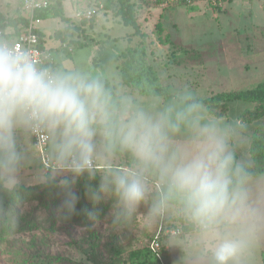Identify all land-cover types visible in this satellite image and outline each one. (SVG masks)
<instances>
[{
    "label": "rangeland",
    "instance_id": "374dc122",
    "mask_svg": "<svg viewBox=\"0 0 264 264\" xmlns=\"http://www.w3.org/2000/svg\"><path fill=\"white\" fill-rule=\"evenodd\" d=\"M157 2L143 0L135 4V17L140 29L137 35H133L132 27L123 25L109 11L102 12L92 27H84L83 33L80 31L74 36L70 35L71 30L65 29L68 24L59 18L48 17L42 20L40 28L44 46L51 51L55 60L54 71L100 79L113 101L127 97L135 105L149 111L159 110L172 103L180 91L186 90L196 99H205L222 92L250 89L264 81V0ZM18 8L19 0H0V12L6 18L13 16ZM63 10L69 18L72 11L69 0L63 1ZM71 22L79 24L75 19ZM58 33L70 39L75 38V41L80 37L81 46L73 45V50L67 53L57 37ZM128 37L131 41H128ZM139 42H143L148 63L156 69L170 96L164 99L142 96L121 84L117 68L119 63L116 60L128 46H135ZM252 107L251 103L234 101L229 103L226 116L216 118L235 128L230 146L235 148L239 161L246 164H251L248 148L251 135L259 122L242 124L239 115ZM17 135L25 139L22 148L25 166L30 163L37 169L41 158L39 160V153L29 141L30 132L19 130ZM176 139L180 142L183 136H177ZM97 141L102 147V134H97ZM46 151L54 158L51 138ZM107 163L121 169L131 167L122 157L114 154ZM97 164L102 170L106 167L103 158ZM22 170H19V174ZM43 172L46 177L47 172ZM22 179H19L20 183L25 186L36 185L39 184L38 179L41 181L42 174L34 181ZM80 180L76 185L80 196L77 212L69 219L62 220L57 215L62 195L56 206L45 200L42 203L32 201L22 208L20 214H30L36 227L31 231L0 234V264H36L33 261L35 256L45 260H69L76 264L107 262L110 260L106 253L109 241L116 240L122 255L127 256L130 251L150 248L161 226L183 225L187 219L179 204H173L162 213L152 211V195L161 188L159 182L149 176L144 201L130 216L113 223L110 210L114 200L106 197L94 206L86 196V185H80L83 181ZM243 187L257 215L249 217L240 226L221 225L216 232L220 235L224 232L239 235L248 242V248L239 264H263L264 175L245 179ZM90 212H95L99 217V224L94 228L90 227L91 221L88 220ZM85 226H88V230L80 231ZM167 255L163 256L162 264H169L166 261ZM212 260L214 264V258Z\"/></svg>",
    "mask_w": 264,
    "mask_h": 264
},
{
    "label": "clouds",
    "instance_id": "9594fccd",
    "mask_svg": "<svg viewBox=\"0 0 264 264\" xmlns=\"http://www.w3.org/2000/svg\"><path fill=\"white\" fill-rule=\"evenodd\" d=\"M19 130L44 131L52 140L55 167L45 182L61 189L56 211L62 220L77 212V181L85 175L95 179L101 158L106 162L103 175L98 187L86 186V196L94 206L113 199V223L144 201L149 176L161 188L153 212L179 204L186 218L205 231L240 226L257 215L243 187L244 167L230 146L235 128L209 117L186 90L156 111L127 97L117 104L100 79L52 72L37 66L28 53L0 44V190L9 193L20 182ZM116 151L127 153L133 165L121 169L108 164ZM88 220L90 227L99 224L95 212ZM247 248L244 238L224 232L213 250L214 264H239Z\"/></svg>",
    "mask_w": 264,
    "mask_h": 264
},
{
    "label": "trees",
    "instance_id": "16d2710c",
    "mask_svg": "<svg viewBox=\"0 0 264 264\" xmlns=\"http://www.w3.org/2000/svg\"><path fill=\"white\" fill-rule=\"evenodd\" d=\"M63 1L64 0H51L48 8L41 12L39 17L41 19H46L48 17L59 18L62 22L68 24L65 29L71 30V36L79 34L80 31L83 33L84 27H92L93 24H95L94 20L89 22L82 20L78 25H74L71 19L64 14ZM102 1L106 12L110 11L123 25L132 27L134 31L133 35L140 34L139 25L135 17V4L138 5V1L143 0ZM157 1V3H160L163 0ZM26 24L27 20L20 13L19 8L13 16L8 18L0 12V29L14 28L16 32H18ZM57 37L61 40V43L66 44L67 47H73V45L78 47L82 44V42L79 41L80 37L76 41L74 40L75 38L70 39L67 38V36H62L60 33L57 34ZM68 39L70 40L67 41ZM40 41L41 44H44L42 35ZM128 41H131L130 37H128ZM65 51L67 53L71 52L67 48H65ZM116 61L119 63L117 68L120 73L121 84L128 87L132 92L148 97L170 96L165 85L161 83L156 69L148 63L147 50L143 42H139L135 46H128L118 56ZM48 66L54 71L56 63L48 64ZM119 100L120 98L114 102L118 104ZM197 100H199L206 111L215 118L226 116L228 105L231 102L241 101L253 104L251 109H246L239 115V121L242 124L259 122L251 135L248 149L251 164L241 163L234 147L231 149L234 153L235 160L244 167L246 173L245 179L264 175V81L250 89L222 92L205 99ZM114 155L122 157L128 165H133V161L127 153L116 151ZM97 169L99 171L95 179L89 181L87 175L82 176L80 177V181H83L80 185L85 184L87 186L91 184L93 187H98L103 171L99 167ZM50 173L52 172H47L46 177L50 176ZM159 192L160 191H155L152 198L155 199ZM61 195V189L58 186L46 183L45 180L36 185L25 186L19 184L16 191L13 193L0 190V234L12 233V231L20 232L33 230L36 227V223L30 214L24 216L20 214L22 208L32 201L42 203L45 200L52 202V204L56 206ZM184 221L185 222L181 220L183 225L177 224L181 226L183 231L182 234L194 230L193 222L189 219ZM164 251L163 248L158 252L150 248H143L130 251L127 256H124L122 255L121 247L118 245L117 241L114 240L109 241L106 245V253L110 260L102 263L97 262V264H161L160 256ZM33 261L36 264H76L75 262L58 258L45 260L39 256H35ZM262 261L264 264V256L262 257Z\"/></svg>",
    "mask_w": 264,
    "mask_h": 264
},
{
    "label": "built area",
    "instance_id": "2783aa9c",
    "mask_svg": "<svg viewBox=\"0 0 264 264\" xmlns=\"http://www.w3.org/2000/svg\"><path fill=\"white\" fill-rule=\"evenodd\" d=\"M72 11L69 18L85 21H97V17L102 12H106L102 0H69ZM51 0H20V13L26 18L27 24L23 26L18 32L14 28L0 29V44H7L10 47L16 48L21 52H26L30 55L31 59L37 66L46 68L54 72L48 64L55 62L52 53L46 49L44 44H41L40 38V24L42 19L39 14L45 11ZM110 12V11H109ZM62 47L67 48L69 51L73 49L62 44ZM32 144L35 150L39 153L42 168L45 172L54 170L55 160L47 153L46 148L50 140L49 135L44 131H29ZM97 164V168H98ZM194 230H204L195 223H193ZM183 233L179 225H163L159 228L158 232L152 239L150 249L158 252L162 248L165 249L166 241L173 237H179Z\"/></svg>",
    "mask_w": 264,
    "mask_h": 264
},
{
    "label": "crops",
    "instance_id": "0c3cea01",
    "mask_svg": "<svg viewBox=\"0 0 264 264\" xmlns=\"http://www.w3.org/2000/svg\"><path fill=\"white\" fill-rule=\"evenodd\" d=\"M19 5H20V0H19ZM40 34L43 37L41 28H40ZM162 99L164 98L162 97ZM17 141H18V148L20 152L22 153L23 151L22 148H23L25 139L23 138L22 135H17ZM29 141L32 144V138H30ZM32 148H33V144H32ZM24 160H25V156L22 153V160L20 163L19 170L21 169L23 170L20 172L21 174L20 178L22 179L23 177L24 178V180L22 179L23 181L30 180V179L34 181L40 178V175L42 174L41 181H39L38 179L37 183L43 182L45 178V173L43 172L41 168V161L38 164L37 169H36L35 167H32L30 163H27V165L25 166ZM39 160H40V157H39ZM29 177L31 178L29 179ZM19 184L21 183L19 182ZM219 235L220 234H218L217 232L215 233L214 232H204L203 233L201 230H192V231L182 234L181 236H179V238L178 237L170 238L166 241V244H165L166 248L164 249L165 252L162 253L160 256L161 264L164 262L163 256H165V254H168L166 257V261L168 260L167 263L169 264H212L213 263L212 262L213 261L212 260L213 250L216 244L218 243Z\"/></svg>",
    "mask_w": 264,
    "mask_h": 264
}]
</instances>
